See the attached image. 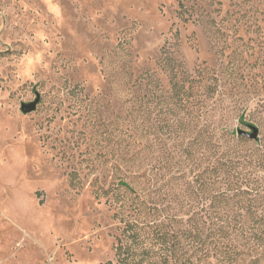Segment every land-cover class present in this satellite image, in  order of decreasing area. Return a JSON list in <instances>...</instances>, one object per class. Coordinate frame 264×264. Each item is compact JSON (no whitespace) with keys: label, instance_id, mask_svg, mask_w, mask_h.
<instances>
[{"label":"rangeland","instance_id":"374dc122","mask_svg":"<svg viewBox=\"0 0 264 264\" xmlns=\"http://www.w3.org/2000/svg\"><path fill=\"white\" fill-rule=\"evenodd\" d=\"M0 264H264V0H0Z\"/></svg>","mask_w":264,"mask_h":264},{"label":"water","instance_id":"95a60500","mask_svg":"<svg viewBox=\"0 0 264 264\" xmlns=\"http://www.w3.org/2000/svg\"><path fill=\"white\" fill-rule=\"evenodd\" d=\"M37 104H38V99H36L31 103L22 104L20 108L21 112L24 114L31 113L35 110ZM248 130L249 131H245L241 129L237 130L238 137L256 141L258 139V133H259L258 129L255 126L248 125Z\"/></svg>","mask_w":264,"mask_h":264},{"label":"trees","instance_id":"16d2710c","mask_svg":"<svg viewBox=\"0 0 264 264\" xmlns=\"http://www.w3.org/2000/svg\"><path fill=\"white\" fill-rule=\"evenodd\" d=\"M236 164H240V163H235L234 164L235 167H238V165H236ZM232 168L233 167H231V165L227 166L224 163H220V164H218V166H215V169H213V171H214L215 174L218 173V172H223V174L226 175V174H228L231 171Z\"/></svg>","mask_w":264,"mask_h":264}]
</instances>
